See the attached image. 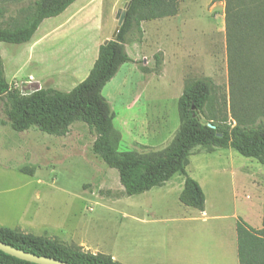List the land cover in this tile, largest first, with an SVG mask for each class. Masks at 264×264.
Wrapping results in <instances>:
<instances>
[{"label": "rangeland", "instance_id": "obj_1", "mask_svg": "<svg viewBox=\"0 0 264 264\" xmlns=\"http://www.w3.org/2000/svg\"><path fill=\"white\" fill-rule=\"evenodd\" d=\"M27 1L0 0V7L8 9L5 16L13 15ZM181 2L178 17L143 22L141 41L137 32L128 36L125 51L132 61L102 90L113 114L110 141L117 151L163 154L180 128L178 99L196 79L214 85V121L225 120L232 128L234 115H239L244 125H256L264 113V96L256 90L247 92L244 104L233 94L230 104L223 0ZM126 5V0H77L42 22L37 36L46 33L33 45L1 43L9 87L21 94L44 88L70 91L88 75L98 47L111 39L115 16ZM94 139L82 123L72 124L60 137L34 128L14 132L0 100V227L122 264H210L200 259L198 246L224 252V264H237L233 216L237 213L255 227L237 173L258 178L255 198L263 206V166L231 149L194 148L186 173L203 191L209 218L204 221L198 210L179 202L180 175L126 196L117 171L92 154ZM221 166L235 170L221 173ZM204 256L213 261L209 253Z\"/></svg>", "mask_w": 264, "mask_h": 264}, {"label": "trees", "instance_id": "obj_2", "mask_svg": "<svg viewBox=\"0 0 264 264\" xmlns=\"http://www.w3.org/2000/svg\"><path fill=\"white\" fill-rule=\"evenodd\" d=\"M77 0H28L13 15L0 7V44L28 43L40 24L62 14ZM127 9L114 39L98 47L97 57L86 78L68 92L52 88L21 94L6 82L0 56V100L10 128L17 133L36 129L51 136H64L74 123H82L94 133L92 154L116 170L128 197L163 186L175 175L183 177L179 202L204 211L205 197L199 184L186 173L187 158L196 147L231 149L264 167V113L256 125H244L234 115L235 125L217 122L210 115L214 85L209 79H196L187 85L177 102L180 128L173 144L156 157L117 151L110 141L113 114L102 95L105 85L119 68L131 62L125 51L128 36L137 32L141 41L143 22L175 16L179 0H126ZM19 2V0H17ZM224 30L229 70L230 104L233 94L244 104L256 90L264 96V0H223ZM161 53L155 55L158 58ZM159 64V62H158ZM247 93V94H246ZM258 99L255 105H258ZM262 103L259 105L261 106ZM263 110V108H262ZM232 113V110H231ZM200 114L205 123L197 117ZM212 124L214 129L207 124ZM261 229L256 230L238 217L235 222L239 264H264V200ZM0 242L37 256L69 264H122L111 257L70 252L51 240L23 235L0 227ZM0 264H32L0 251Z\"/></svg>", "mask_w": 264, "mask_h": 264}, {"label": "crops", "instance_id": "obj_3", "mask_svg": "<svg viewBox=\"0 0 264 264\" xmlns=\"http://www.w3.org/2000/svg\"><path fill=\"white\" fill-rule=\"evenodd\" d=\"M181 0H179V11L178 13L173 16V17H178L179 14H180V8H181ZM69 8V7H68ZM67 10V9H66ZM65 10V11H66ZM64 11V12H65ZM189 20V24H191L190 22L191 21V18L188 19ZM45 21V20H44ZM43 21V22H44ZM223 23H224V14H223ZM42 24V23H41ZM40 24V26H41ZM39 26V27H40ZM39 27L38 29L36 30V32L34 33L33 37L31 38V40L28 42V43H25L26 45H31L34 41H39V39L41 37L44 36V34L46 33V30L43 31L39 36H37V32L39 30ZM224 28V27H223ZM225 32V30H224ZM225 34V33H224ZM104 39H107V38H104ZM45 40V39H43ZM105 41V40H104ZM34 44V43H33ZM32 44V45H33ZM39 44V43H38ZM37 46V45H36ZM225 49H226V38H225ZM226 56H227V50H226ZM97 57V56H96ZM93 66V65H92ZM91 66V68H92ZM227 71H228V76H229V70H228V57H227ZM227 169H230V172L233 173L234 172V168L233 167H225V166H221L220 168H218V170L221 172V173H225V171ZM237 171H238V168H237ZM237 178H238V181L239 182H242L243 183V187H242V197H243V200H246V203L247 205H245L244 207L248 209V215L253 217L254 216V222H255V227H252L254 229H259L261 226V220H262V215H263V206H262V203L259 202V199L258 198H255L259 192H258V188H259V180L256 176H254L253 174L251 173H245V172H240L238 171L237 173ZM165 185V184H164ZM256 195V196H255ZM237 197H235L236 199ZM256 199V200H254ZM249 203H248V202ZM196 210V209H195ZM200 212V211H199ZM201 213V216H203V219L202 220H209L208 218V211L206 209V204L204 206V211L203 212H200ZM207 217V218H206ZM240 217L237 213L233 216L234 218V221L236 222V219ZM235 222L233 224V227H232V231H233V236H234V243H235V246H234V253L236 255V258H237V244H236V232H235ZM248 224V222H247ZM249 225V224H248ZM196 251H200V253L198 254L200 256V259H202L204 262H209L210 264H224L225 263V254L224 252H219L217 250H215V248H203L202 246H198L196 248ZM204 253H209L211 258L213 259V261H206L205 260V256H204ZM234 262H237L238 263V259L237 261H234Z\"/></svg>", "mask_w": 264, "mask_h": 264}, {"label": "water", "instance_id": "obj_4", "mask_svg": "<svg viewBox=\"0 0 264 264\" xmlns=\"http://www.w3.org/2000/svg\"><path fill=\"white\" fill-rule=\"evenodd\" d=\"M127 9V5L124 7V9L119 10L115 16L116 20H117V26L115 27L112 35H111V39H114L119 31L120 26L122 25L123 19H124V15H125V11ZM108 42V40H105L103 42V44H106ZM207 126L209 128L214 129V126L212 124H207ZM0 251L8 256H11L13 258H16L18 260L21 261H25L28 263H32V264H69L63 261H59V260H55L52 258H47V257H43V256H37L31 253H27L24 251H21L17 248L11 247L7 244H4L2 242H0Z\"/></svg>", "mask_w": 264, "mask_h": 264}]
</instances>
